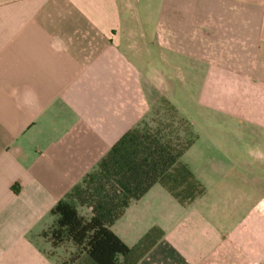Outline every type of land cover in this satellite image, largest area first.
<instances>
[{"label":"crops","instance_id":"1","mask_svg":"<svg viewBox=\"0 0 264 264\" xmlns=\"http://www.w3.org/2000/svg\"><path fill=\"white\" fill-rule=\"evenodd\" d=\"M172 87L264 125V0H0V264H59L52 211ZM237 199L186 208L156 185L111 230H164L138 264H264L261 202Z\"/></svg>","mask_w":264,"mask_h":264},{"label":"trees","instance_id":"2","mask_svg":"<svg viewBox=\"0 0 264 264\" xmlns=\"http://www.w3.org/2000/svg\"><path fill=\"white\" fill-rule=\"evenodd\" d=\"M164 104L177 116L173 106ZM141 125L128 131L52 211L56 221L43 237L53 249L72 243L79 252L59 264H138L164 237V230L151 229L136 247L126 245L111 229L131 203L156 185L186 208L206 194L204 184L182 161L196 136L175 145L166 133L169 125L157 130ZM78 207L89 214H81Z\"/></svg>","mask_w":264,"mask_h":264},{"label":"rangeland","instance_id":"3","mask_svg":"<svg viewBox=\"0 0 264 264\" xmlns=\"http://www.w3.org/2000/svg\"><path fill=\"white\" fill-rule=\"evenodd\" d=\"M194 91L170 88V96L166 99L178 110V115L162 104L141 126L148 125L157 130L169 125L171 128L166 133L170 134L175 145L196 136V149L187 151L182 161L206 182V193L213 198L225 196L231 202L238 198V212L243 213V217L255 211L261 202L260 212L264 215V125L240 116L238 105L245 104L240 99H237L239 104L233 106L229 104L231 100L227 98V93L219 92V97H223H218L217 109H211L193 101ZM183 122H186L185 125ZM204 149H209L208 155L203 152ZM204 156L213 161L212 169L203 166ZM78 208L83 215L90 212L85 207ZM258 227L264 228V219L259 218ZM78 253L72 243L56 250L62 262Z\"/></svg>","mask_w":264,"mask_h":264}]
</instances>
